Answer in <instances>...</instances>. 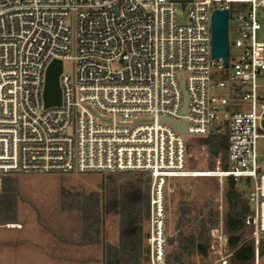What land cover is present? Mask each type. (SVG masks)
<instances>
[{"label":"built area","instance_id":"1","mask_svg":"<svg viewBox=\"0 0 264 264\" xmlns=\"http://www.w3.org/2000/svg\"><path fill=\"white\" fill-rule=\"evenodd\" d=\"M214 11H227L228 35H235L226 65L211 56ZM53 60L62 63L61 103L44 107ZM64 61L73 75L63 72ZM263 82L264 0H0V175H147V264H165L169 179L248 178L245 225L258 264ZM162 120L185 121L186 134ZM225 124L228 169L186 170L188 139L216 134ZM210 238L206 264H229L222 218Z\"/></svg>","mask_w":264,"mask_h":264},{"label":"rangeland","instance_id":"2","mask_svg":"<svg viewBox=\"0 0 264 264\" xmlns=\"http://www.w3.org/2000/svg\"><path fill=\"white\" fill-rule=\"evenodd\" d=\"M180 22L183 20H179ZM235 35H228L229 44L234 41ZM229 61L232 64L235 50L230 47ZM230 64V65H231ZM63 72L73 75L74 67L68 62L63 63ZM229 73V68L226 70ZM186 78V73H181ZM264 85L263 83H260ZM217 95H226L225 91H217ZM259 95H264V87L259 90ZM240 105L232 107V110L240 109ZM188 139V138H187ZM186 170L196 173H211L219 168V158L210 156L205 145H201L198 139L191 138L187 142ZM258 165L261 172H264V138L258 141ZM188 176L183 178H172L166 184V206H167V248L166 253L171 254L177 242V206L183 199L204 202L212 198L213 205L219 211L221 219L224 211L223 190L224 179L214 175ZM1 177L12 179L15 183L14 194V217L15 220L24 225L23 231H16L20 234V240H15L14 245L21 247V255L32 253L37 256V249L42 250L45 241V227H59L67 222V228L71 229L80 221V206L87 204L93 195H99L106 200L107 196L114 190L120 193L135 185L140 180L141 186L146 183L147 177L137 173L106 174L98 172L70 173V174H22L13 173L0 175V191L2 188ZM122 190V191H121ZM123 196V193L121 194ZM104 202V201H103ZM84 208V207H83ZM251 209V207H250ZM219 219V222H220ZM116 217L112 214L105 219L102 228L117 230ZM3 224L6 227L10 225ZM1 226V225H0ZM3 230L0 229V243ZM244 234L252 238L251 229L246 226ZM8 244L10 240L4 238ZM23 246L26 248L24 249ZM35 253V255H34ZM210 260L196 259L194 264H206ZM142 264L146 263V257L142 256ZM171 264V263H169ZM258 264H264V254L259 257Z\"/></svg>","mask_w":264,"mask_h":264},{"label":"trees","instance_id":"3","mask_svg":"<svg viewBox=\"0 0 264 264\" xmlns=\"http://www.w3.org/2000/svg\"><path fill=\"white\" fill-rule=\"evenodd\" d=\"M196 139H198L199 144L207 147L212 158H219V169L226 171L228 169V132L226 124L218 133ZM141 175L147 177L144 186L147 184L149 186L150 178L145 174ZM223 179L224 211L221 218L223 233L226 238V250L230 254L229 264H253L254 242L252 238H247L244 234L245 219L250 213L247 195L251 182L248 178L233 179L232 177H225ZM1 184L0 225H3L15 221L14 194L16 190L15 183L10 178L1 177ZM134 186L140 187V180ZM126 191L127 189H124L121 194L124 195ZM121 194L114 190L107 196L106 200L103 197L100 198L99 195H93V198L87 204L82 205L84 208L80 206L83 230L96 231L98 228L100 229L106 214L111 211L117 199L120 201ZM177 212V242L172 253L170 255L166 253L165 264H194L193 262L196 259L207 260L210 253V231L218 227L220 219L219 211L213 205L212 198L202 203L196 200L183 199L178 202ZM121 213L123 220L121 222V232H129L125 228L127 225L134 224L133 232L136 236L137 234L140 236L142 227L148 221V212L143 210L142 212L132 213L130 209H123ZM135 239L138 240V238ZM140 248V239L137 244L132 243L131 250H139ZM263 254L264 238H261L258 245V258ZM114 264L138 263L134 258L124 257Z\"/></svg>","mask_w":264,"mask_h":264},{"label":"crops","instance_id":"4","mask_svg":"<svg viewBox=\"0 0 264 264\" xmlns=\"http://www.w3.org/2000/svg\"><path fill=\"white\" fill-rule=\"evenodd\" d=\"M147 185L140 187L132 185L128 188L120 197V201L116 200L111 211L106 214L101 228L96 231H84L82 217L71 229L67 228L66 221L56 228L45 227L44 247L42 250L37 249L38 257L33 256L32 253L21 255V247L14 245L15 240L22 239L20 234L16 233V231L24 230L21 222L15 220L7 227L1 225L0 229L3 231L1 232L0 264H114L124 257L134 258L138 264H142V256L146 257L147 263L148 221L142 227L140 236L134 234V224L127 225L125 228L129 232H121L123 221L121 211L123 209H130L132 213L146 210L149 214L150 184ZM112 213L117 222L115 233L113 230L102 228L106 217ZM4 238H8L10 242L5 243ZM135 238L140 239L141 248L139 250H131L132 243H138ZM23 248L26 249L24 246Z\"/></svg>","mask_w":264,"mask_h":264},{"label":"water","instance_id":"5","mask_svg":"<svg viewBox=\"0 0 264 264\" xmlns=\"http://www.w3.org/2000/svg\"><path fill=\"white\" fill-rule=\"evenodd\" d=\"M228 45V14L227 11H214L211 16V56L212 58H221L223 64H227ZM62 70V63L59 60H53L45 72V80L42 92V101L44 107H56L61 103V91L58 78ZM183 94L182 112H186L187 98L184 93L183 84L180 83ZM234 96V94H233ZM170 124L180 134H186V122L174 123L162 120Z\"/></svg>","mask_w":264,"mask_h":264}]
</instances>
